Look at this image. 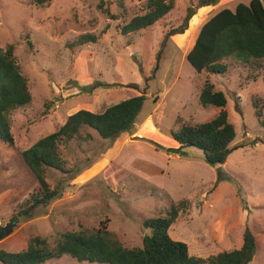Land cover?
<instances>
[{
    "label": "rangeland",
    "instance_id": "rangeland-1",
    "mask_svg": "<svg viewBox=\"0 0 264 264\" xmlns=\"http://www.w3.org/2000/svg\"><path fill=\"white\" fill-rule=\"evenodd\" d=\"M198 1L173 0V9L151 29L123 36L121 27L142 13L145 0H121L123 8L118 0H51L43 7L0 0V51L12 46L31 95L28 106L11 114L14 146L0 142V227L17 220L0 250L21 252L36 236L52 244L60 233L96 231L103 221L123 247H141L149 235L142 220L164 216L185 201L168 234L186 244L189 255L206 259L238 249L246 225L256 243L249 264H264V127L251 104L252 95L264 101V84L246 81L236 65L220 76L198 74L187 62L201 25L223 7L209 14L199 8L183 34L166 36ZM235 5L233 0L226 8ZM84 36L95 42L79 45ZM206 82L225 95L235 130L231 152L216 167L196 148L176 155L179 146L171 136L177 118L201 124L219 112L199 103ZM137 95L145 100L131 130L103 140L83 127L90 140L58 147L64 172L47 169L44 179L60 196L30 207L26 201L40 187L22 151L79 110L101 113ZM261 113L264 123V103ZM44 264L88 263L64 256Z\"/></svg>",
    "mask_w": 264,
    "mask_h": 264
},
{
    "label": "trees",
    "instance_id": "trees-1",
    "mask_svg": "<svg viewBox=\"0 0 264 264\" xmlns=\"http://www.w3.org/2000/svg\"><path fill=\"white\" fill-rule=\"evenodd\" d=\"M35 7H43L51 0H29ZM118 6L123 8L121 0ZM173 0H145L141 14L133 16L120 29L126 36L151 29L166 17L173 9ZM218 0H199L195 7L188 6L179 26L171 27L166 36L180 35L188 29V22L196 10L214 6ZM108 13L109 9L105 8ZM115 18V15H111ZM95 42L94 36H84L78 44L86 41ZM186 60L199 74L229 75L230 65H236L247 73L246 81L261 79L264 84V4L261 0L239 2L234 10L222 9L205 21L196 36L193 46L186 54ZM145 97L137 95L108 106L101 113L79 110L68 116L66 121L54 133L39 139L28 149L22 151L24 164L33 174L40 187L31 200L30 207L46 204L60 196L58 190L49 189L45 182L47 169L64 172L65 162L60 158L58 147L71 140L88 141L90 134H81L83 127H88L103 140H111L121 132L133 128L143 107ZM202 107L213 106L219 110L210 121L201 124L180 123L171 136L179 149L176 155L183 156L182 149L192 147L200 150L204 162L216 167L224 164L231 152L235 139V130L228 120L225 110V95L214 90L208 82L199 94ZM31 102L27 81L22 77L20 67L15 63L12 46L0 51V142L14 146L11 134V114L25 108ZM264 101L252 95L251 104L258 122H261ZM187 206L185 201L171 205L164 216L142 220V227L149 230V235L142 238L141 247L125 248L106 230V221L100 223L96 231L87 229L78 232L60 233L50 244L47 238L36 236L21 252L10 253L0 250V264H44L51 260L68 256L79 263L88 264H249L254 256L256 243L249 228H243L242 244L238 249L221 252L201 259L189 255L187 245L174 241L168 231L175 223L179 211ZM105 222V223H104ZM104 223V224H103Z\"/></svg>",
    "mask_w": 264,
    "mask_h": 264
},
{
    "label": "crops",
    "instance_id": "crops-1",
    "mask_svg": "<svg viewBox=\"0 0 264 264\" xmlns=\"http://www.w3.org/2000/svg\"><path fill=\"white\" fill-rule=\"evenodd\" d=\"M233 0H229V1H224V0H219L218 3L214 6H206V7H202L200 8V11L201 12H204L205 14H209L210 12L212 13L214 10V8L216 7H223V9H228L226 7H228L231 3H232ZM236 1V5L234 6L233 9H229V10H234L235 7L237 6V4H239V2H241L242 0H235ZM238 1V2H237ZM250 0H248L249 2ZM247 2V3H248ZM246 3V2H245ZM222 10V9H221ZM220 11V10H219ZM217 13V12H216ZM214 15V14H213ZM194 44V43H193ZM193 46V45H192ZM191 49V48H190ZM146 124H149V121L146 122Z\"/></svg>",
    "mask_w": 264,
    "mask_h": 264
},
{
    "label": "water",
    "instance_id": "water-1",
    "mask_svg": "<svg viewBox=\"0 0 264 264\" xmlns=\"http://www.w3.org/2000/svg\"><path fill=\"white\" fill-rule=\"evenodd\" d=\"M27 213V212H26ZM17 220H10L6 226L0 227V241L11 233L13 227L15 226Z\"/></svg>",
    "mask_w": 264,
    "mask_h": 264
}]
</instances>
